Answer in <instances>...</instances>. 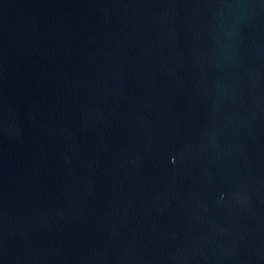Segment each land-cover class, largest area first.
Segmentation results:
<instances>
[{
    "label": "water",
    "instance_id": "95a60500",
    "mask_svg": "<svg viewBox=\"0 0 264 264\" xmlns=\"http://www.w3.org/2000/svg\"><path fill=\"white\" fill-rule=\"evenodd\" d=\"M0 264H264V0H0Z\"/></svg>",
    "mask_w": 264,
    "mask_h": 264
}]
</instances>
